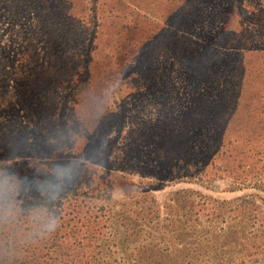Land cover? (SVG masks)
Here are the masks:
<instances>
[{"label": "trees", "instance_id": "1", "mask_svg": "<svg viewBox=\"0 0 264 264\" xmlns=\"http://www.w3.org/2000/svg\"><path fill=\"white\" fill-rule=\"evenodd\" d=\"M107 1L132 17L144 10L137 0H0V264H161L136 241L149 232L158 200L151 195L143 204L127 203V192L138 191L135 185L141 191L165 186L170 166L155 174L156 159L138 154L145 137L135 142L124 129L132 123L127 130L153 132L162 120L156 127L145 123L148 116L140 115L146 111L135 112L117 93L130 77L134 88L142 86L136 70L148 64V45L120 36L127 25L122 17L107 26ZM168 10L172 28L201 37L211 75H223L215 114L192 108L206 118L189 141L200 142L203 166L215 168L227 143H262L248 152L264 156V0H169ZM107 42L114 51L106 52ZM196 66L186 79L162 82L167 90L173 83L184 88V97L194 96L191 104L207 97ZM175 94L168 107L177 104ZM175 143L172 138L169 148ZM121 184L120 201L114 194Z\"/></svg>", "mask_w": 264, "mask_h": 264}, {"label": "rangeland", "instance_id": "2", "mask_svg": "<svg viewBox=\"0 0 264 264\" xmlns=\"http://www.w3.org/2000/svg\"><path fill=\"white\" fill-rule=\"evenodd\" d=\"M168 1L137 0L144 10L140 15L136 12L133 17L127 13L128 10L116 12L110 1L103 6L108 27H111L112 20L122 17V24L127 25L122 26L120 36L130 39L138 47L148 45V64H143L136 70L144 77L142 86L134 88V79L130 77L119 85L123 86L120 89L113 85L109 89L116 88L117 93L122 94L121 97L128 101L127 104L129 103L135 112L146 111L140 115L144 119L148 116L145 123L149 122L156 127L157 121L162 120L161 126L156 127L155 131L143 129L140 134L131 129L127 130V125L131 124L130 128L134 125L127 123L124 135L130 131L135 142L145 137L147 144L138 143L141 148L138 154L143 158L142 153L146 151L148 160L156 159V164L161 168L155 171V174H166L170 166V174L167 175L169 183L165 186L154 190L151 185L149 188L145 186L141 191L139 186L135 185L138 191L127 192L131 194L127 203L143 204L151 195L158 200L150 218L147 219L149 232L132 239L136 238L139 244L146 245L153 258L161 264H264V156L248 152L251 149L256 150L262 143H256L253 147L243 145L245 142L235 147L227 143L223 149L228 152L220 159L217 158L215 168H211L209 164L203 166L201 161L204 152L200 142L189 141L191 137L194 138L202 132V129H198L192 135L193 130L203 125L206 118L201 114L194 116L192 108L196 107V112L202 108L208 116L210 113L215 114L212 106L217 102V95L214 93L217 83L221 84L223 75H218V70L211 75L210 66L202 62L208 61V56L207 49L203 51L200 48V36L186 34L183 27L172 28L173 22L168 24L173 21L170 18ZM118 14L121 16L116 17ZM127 30L130 32L126 33ZM112 32L114 31L109 30L105 35H113ZM205 39L206 36L203 35L201 40ZM105 47L106 52L116 48L111 42H107ZM136 64L137 61L133 66ZM188 65L190 68L187 69ZM194 66L197 71L203 69L202 90L207 93L205 101H197L198 104L187 101L194 96L184 97V88L179 85L175 87L176 84L173 83V87H169L173 88L171 91L162 83L170 79V82H173L181 76L186 79L188 74L192 76L191 69ZM140 79L137 78V81ZM172 92H176L177 104L168 107ZM130 100L135 105L130 103ZM172 109L175 110V115L183 114L176 122L170 118L175 116L171 115ZM186 113L192 115L187 116ZM142 118L139 119L140 125ZM172 138H175L176 143L173 148H169ZM148 142H157L158 145L153 147ZM230 168L234 169L233 173ZM144 169L139 170L144 172ZM146 169L150 178H153V170ZM133 181L137 182V178H133ZM124 188L126 186L123 184L116 186L115 199H124L121 194ZM138 213L141 218L142 213ZM157 214L164 220L163 224L159 223ZM145 238L147 239L144 240ZM181 240L183 244L180 245ZM179 256L185 260L175 262L173 259L181 258ZM121 257L120 254L114 256L119 262Z\"/></svg>", "mask_w": 264, "mask_h": 264}, {"label": "clouds", "instance_id": "3", "mask_svg": "<svg viewBox=\"0 0 264 264\" xmlns=\"http://www.w3.org/2000/svg\"><path fill=\"white\" fill-rule=\"evenodd\" d=\"M86 150H87V147H85V149L82 150V152H81V156H82V157H83L84 151H86Z\"/></svg>", "mask_w": 264, "mask_h": 264}]
</instances>
